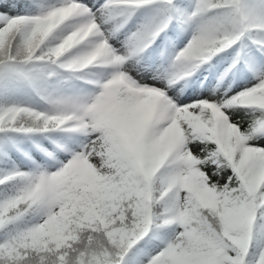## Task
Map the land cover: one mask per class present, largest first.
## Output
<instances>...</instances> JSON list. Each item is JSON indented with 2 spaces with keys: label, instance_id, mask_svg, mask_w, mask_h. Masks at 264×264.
Masks as SVG:
<instances>
[{
  "label": "snow or ice",
  "instance_id": "6c2138e0",
  "mask_svg": "<svg viewBox=\"0 0 264 264\" xmlns=\"http://www.w3.org/2000/svg\"><path fill=\"white\" fill-rule=\"evenodd\" d=\"M0 264H264V0H0Z\"/></svg>",
  "mask_w": 264,
  "mask_h": 264
}]
</instances>
